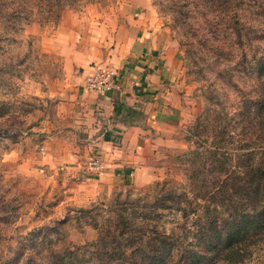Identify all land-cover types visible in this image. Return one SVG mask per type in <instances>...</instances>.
Listing matches in <instances>:
<instances>
[{
    "label": "rangeland",
    "instance_id": "obj_1",
    "mask_svg": "<svg viewBox=\"0 0 264 264\" xmlns=\"http://www.w3.org/2000/svg\"><path fill=\"white\" fill-rule=\"evenodd\" d=\"M238 1L226 0L221 19L196 12L192 3L175 11L168 1L100 0L66 7L57 22L42 23L31 0H0V196L8 210L17 206L13 222L0 223L5 234L48 225L63 228L67 242L92 239L95 230L80 209L97 205L104 212L117 196L153 193L166 179L182 185L181 156L204 144L223 146L225 183L239 194L248 150L243 125L250 117L257 124L264 95V0ZM143 27L162 33L175 52L163 91L178 146L160 159L162 176L146 187L117 179L97 191L89 177L103 172L89 166L86 123L69 114L70 104L80 76L96 64L117 68ZM204 109L212 119L208 137L195 127ZM221 127L226 141L215 145ZM251 262L264 264V246Z\"/></svg>",
    "mask_w": 264,
    "mask_h": 264
},
{
    "label": "trees",
    "instance_id": "obj_2",
    "mask_svg": "<svg viewBox=\"0 0 264 264\" xmlns=\"http://www.w3.org/2000/svg\"><path fill=\"white\" fill-rule=\"evenodd\" d=\"M97 1L31 0V13L42 23L57 22L66 7ZM163 1L175 5V11L192 3L196 12L221 19L226 2L156 0ZM196 121L198 135L208 137L212 119L207 109ZM243 129L248 150L239 194L225 183L229 175L223 146L212 149L204 144L181 156L182 185L166 179L153 193L117 196L104 212H97V205L80 209L89 215L95 230V236L85 242H67L66 231L60 227L40 225L25 234L8 235L0 226V264H167L174 254L176 264H253L251 260L264 246V95L257 124L250 117ZM217 136L215 145L226 141L222 127ZM255 146L258 150L253 152ZM211 158L218 162L215 167L208 164ZM197 162L202 168H196ZM217 178L222 179L220 184ZM3 197L0 223L7 225L17 217L11 214L17 206L8 210L9 202Z\"/></svg>",
    "mask_w": 264,
    "mask_h": 264
},
{
    "label": "crops",
    "instance_id": "obj_3",
    "mask_svg": "<svg viewBox=\"0 0 264 264\" xmlns=\"http://www.w3.org/2000/svg\"><path fill=\"white\" fill-rule=\"evenodd\" d=\"M142 29L141 35L131 38L115 68L117 86L106 94L88 90V69L80 76L78 92L72 97L75 101L70 104L69 114L86 123L92 151L87 161L100 158L105 165L102 174L89 177L100 187L97 191L117 179L146 187L162 176L160 159L167 152H176L178 146L163 91L168 75L176 68L175 52L163 42L162 33Z\"/></svg>",
    "mask_w": 264,
    "mask_h": 264
},
{
    "label": "built area",
    "instance_id": "obj_4",
    "mask_svg": "<svg viewBox=\"0 0 264 264\" xmlns=\"http://www.w3.org/2000/svg\"><path fill=\"white\" fill-rule=\"evenodd\" d=\"M85 86L97 94H106L117 86V72L113 66L107 64L92 65L85 74ZM90 168L96 172H103L105 165L100 158L90 160Z\"/></svg>",
    "mask_w": 264,
    "mask_h": 264
}]
</instances>
